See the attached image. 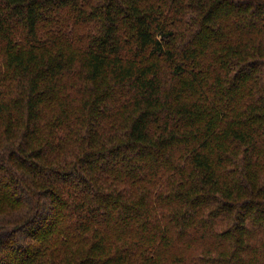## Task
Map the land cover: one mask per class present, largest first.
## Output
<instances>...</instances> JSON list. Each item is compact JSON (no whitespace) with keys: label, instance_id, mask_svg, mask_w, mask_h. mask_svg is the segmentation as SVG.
<instances>
[{"label":"trees","instance_id":"trees-1","mask_svg":"<svg viewBox=\"0 0 264 264\" xmlns=\"http://www.w3.org/2000/svg\"><path fill=\"white\" fill-rule=\"evenodd\" d=\"M0 264H264V0H0Z\"/></svg>","mask_w":264,"mask_h":264}]
</instances>
